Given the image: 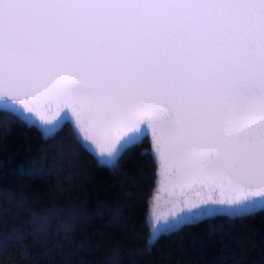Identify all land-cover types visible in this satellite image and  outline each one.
I'll return each mask as SVG.
<instances>
[{"label": "snow or ice", "instance_id": "6c2138e0", "mask_svg": "<svg viewBox=\"0 0 264 264\" xmlns=\"http://www.w3.org/2000/svg\"><path fill=\"white\" fill-rule=\"evenodd\" d=\"M0 112L109 171L158 159L170 207L140 218L146 250L245 226L264 214V0H0Z\"/></svg>", "mask_w": 264, "mask_h": 264}, {"label": "trees", "instance_id": "16d2710c", "mask_svg": "<svg viewBox=\"0 0 264 264\" xmlns=\"http://www.w3.org/2000/svg\"><path fill=\"white\" fill-rule=\"evenodd\" d=\"M140 159L109 171L70 142L61 150L0 112V264H112L114 258L119 264H264V214L245 226L210 221L146 250L140 218L148 212L156 165ZM40 216L55 218L42 230ZM241 235L249 237L244 244L237 242Z\"/></svg>", "mask_w": 264, "mask_h": 264}, {"label": "water", "instance_id": "95a60500", "mask_svg": "<svg viewBox=\"0 0 264 264\" xmlns=\"http://www.w3.org/2000/svg\"><path fill=\"white\" fill-rule=\"evenodd\" d=\"M70 116V113L68 114ZM149 139H150V132H149ZM156 165V177H155V185L151 194V197L148 200V212L150 214L151 211V205L155 202L154 197L156 195H159L161 197L160 205H161V210L166 209L167 207H170L169 204L166 203L168 200V192L167 191H161V185H160V175H159V162L158 159L155 163ZM155 224V221H153V226Z\"/></svg>", "mask_w": 264, "mask_h": 264}]
</instances>
